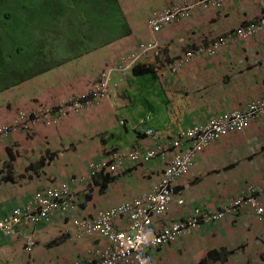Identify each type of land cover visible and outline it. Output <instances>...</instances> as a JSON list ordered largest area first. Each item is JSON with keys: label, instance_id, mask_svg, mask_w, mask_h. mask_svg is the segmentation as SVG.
<instances>
[{"label": "crops", "instance_id": "obj_1", "mask_svg": "<svg viewBox=\"0 0 264 264\" xmlns=\"http://www.w3.org/2000/svg\"><path fill=\"white\" fill-rule=\"evenodd\" d=\"M175 1L116 0L117 11L102 12L106 18L101 24L78 33L80 38L86 35L80 45L88 48L72 56L75 66L70 75L55 73L61 68L46 69L0 88V124L18 109L40 103L51 106L84 90L104 65L134 52L139 42L149 39L146 18ZM263 19L264 0H231L195 8L156 34L157 55L146 53L140 61L149 65V72L125 78L112 72L108 97L97 106L57 125L38 124L31 133L15 132L1 139L0 217L22 205L33 191L62 181L69 183L76 200L64 214L52 212L46 222L19 227L17 236L0 235V264H67L74 260L93 264L106 242L97 234L78 235L72 220L92 218L97 209L149 190L162 166L161 156H155L146 163L129 162L116 174L80 181L87 174L88 162L111 148L157 149V142L165 145V133L264 97ZM250 25L256 27L252 34L236 35L238 28ZM218 39L224 42L212 54H194L197 49L211 48ZM79 42H73V47ZM94 51H99L97 61L86 64ZM186 51L193 55L177 62ZM119 119L125 125L118 124ZM145 127H151L155 136L141 133ZM163 155H169V148ZM263 180L264 115L198 152L188 171L175 179L167 211L153 217L152 223L159 228L169 220L184 218L195 206L215 208L239 195L245 186ZM255 198L264 208V194ZM125 225L124 219L113 223L117 229ZM26 238L33 241L29 248H25ZM151 256L153 264H264V225L251 208L242 206L235 214L200 224L152 250Z\"/></svg>", "mask_w": 264, "mask_h": 264}, {"label": "built area", "instance_id": "obj_2", "mask_svg": "<svg viewBox=\"0 0 264 264\" xmlns=\"http://www.w3.org/2000/svg\"><path fill=\"white\" fill-rule=\"evenodd\" d=\"M226 1L231 0H177L168 6L153 11L146 19V26L150 34L149 39L139 44L138 51L127 57V63L121 64L119 70H125L135 58L147 52L156 53L158 47L156 34L168 23L188 17L195 8L216 7ZM261 23L264 24V19ZM255 28L253 25L238 28L236 35L246 37L252 34ZM223 42L224 40L218 39L211 45V48L206 51L197 49L194 54L201 51L212 54L213 49ZM192 55L191 51H187L178 58L177 62L186 61ZM122 61L124 62V58ZM100 77L99 81L93 84V89L99 95L104 96L108 77L104 72L100 74ZM87 103L88 101L84 104ZM81 107L80 102L67 98L63 103L57 105L54 113L44 107L30 111H18L10 122L0 125V139L14 131L25 133L39 121L45 124H53L59 118L70 114L71 111H77ZM262 115H264V97L250 100L240 109L224 111L212 116L203 126H194L181 132L180 135L192 137L191 143L196 149H199L215 137L241 131L252 120ZM147 132L150 133V130ZM174 143L177 144L176 141ZM153 153L154 149L150 148L142 158L146 160ZM123 154H127L130 160H134L138 157L139 152L131 150ZM123 154H117L116 158L120 160ZM172 159V163L165 170L164 177L158 184L153 185L149 193L122 202L114 208L98 211L91 221L76 222V224L83 226L86 231H96L106 238L109 247L102 257V264H151L150 256L147 253L149 248L173 241L178 236L199 227L200 224L220 221L227 214H234L243 205L251 207L257 219L264 224V210L255 198L264 194V181H262L256 186H247L245 191H242L240 195L231 199L227 204L219 205L213 209L195 206L184 218L169 220L165 225L155 229L151 224L150 215L161 214L167 209L173 191V175L185 172L189 164L186 153L174 154ZM102 166H105L104 160L90 162L88 176L93 175ZM110 168L113 167L110 166ZM84 179L85 176L79 177L80 181H84ZM73 201V193L70 192L69 183L66 181H62L42 193L35 192L27 203L0 218V233L14 234L16 226L35 224L41 220L47 221L53 211L63 213ZM180 202L181 200H178V203ZM122 215L127 217V227L125 230H113L111 223ZM26 244L29 247L32 242L27 240Z\"/></svg>", "mask_w": 264, "mask_h": 264}, {"label": "clouds", "instance_id": "obj_3", "mask_svg": "<svg viewBox=\"0 0 264 264\" xmlns=\"http://www.w3.org/2000/svg\"><path fill=\"white\" fill-rule=\"evenodd\" d=\"M101 1V5H102V7H103V10H102V12H110V9L106 6V2H104V3H102V1L103 0H100ZM105 1V0H104ZM168 6V5H167ZM160 9V8H159ZM101 12V13H102ZM150 16V15H149ZM148 16V17H149ZM147 17V18H148ZM146 18V19H147ZM89 23V21H88V19H87V21H86V24H87V27H88V24ZM92 24V23H91ZM145 24H146V20H145ZM169 24V23H168ZM99 25V24H98ZM98 25H96V26H98ZM69 27L70 26H63V27H59V28H56V29H53V30H50L49 32H48V34H46V37L44 38V39H42V36L40 35V33H38L39 34V37L41 36V38H40V40H42V44H41V48L40 49H43V47L45 46V45H47L48 44V41L51 39V38H53V37H60V43H64V41L62 40V37H64L68 32H69ZM43 31V30H42ZM44 31H46V30H44ZM79 32H75L74 34H75V36H77V34H78ZM74 36V35H73ZM67 43H69V44H73V41L71 40V39H67ZM140 43H144V41H141V42H139L137 45H136V49H134V52H137L138 51V48H139V44ZM64 46V45H63ZM71 46V45H70ZM69 47V46H68ZM157 52L156 53H154V52H150V53H152V54H154V55H157V53H158V51H159V48L157 47V50H156ZM134 52H132V53H128V54H126V53H124V54H121V55H119L118 57H117V59H116V61L115 62H113V63H107L106 65H104V67L103 68H101V69H99L98 70V72H97V74H96V76H95V78L92 80V81H90L89 83H88V85L86 86V88L84 89V90H82V91H80V92H76V93H72V94H70V95H68L63 101H61V102H57L56 104H53V105H45V104H38V105H36V106H30V107H27V108H22V109H18L17 111H16V113H15V115L18 113V111H21V110H23V111H30V110H34V109H36V108H38V107H44V108H47L48 110H50V112H52V113H54V111H55V108L57 107V105H59V104H61V103H63L67 98H71V99H74V100H76V101H78V102H80L81 104H82V107L79 109V110H77V111H71V113L70 114H68V115H66V116H64V117H61V118H59L58 120H57V122H55V123H53V124H45V123H43V122H41V121H39L38 123H36L34 126H36V125H38V124H42V125H45V126H50V125H57V124H59V122H61L63 119H65V118H67V117H70V116H72V115H74V116H76L78 113H80V112H82L83 110H85V109H90V108H92V107H95V106H97L98 104H100L103 100H105V98H107L108 97V93L110 92L109 91V89H110V76H111V73L112 72H116L118 75H119V77L120 78H125V77H127L129 74L131 75V72H130V70H131V68H132V66L133 65H135L136 63H140V61L141 60H144V59H141L144 55H141V56H139V57H137V58H135L130 64H129V66L125 69V70H119L120 69V66H121V64H123L124 65V63H127V61H126V59H127V57H130V55H132ZM187 52V51H186ZM147 53H149V52H147ZM185 53V52H184ZM183 53V54H184ZM182 54V55H183ZM181 55V56H182ZM180 56V57H181ZM179 57V58H180ZM122 58H124V62L122 61ZM190 58V57H189ZM130 59V58H129ZM187 61V60H186ZM184 62V61H183ZM182 63V62H181ZM37 69H43V70H46V69H48L47 68V66H41V67H38ZM102 72H104V73H106L107 74V77H108V79H107V82H106V92L104 93V96H101V95H99V93L97 92V91H95L94 89H93V84L94 83H96V82H98L99 81V79L101 78L100 77V74L102 73ZM34 75V74H33ZM131 76H133V75H131ZM26 77H28V76H26ZM26 77H24V78H26ZM21 78H23V77H21ZM20 79V78H19ZM19 79H17V80H19ZM17 80H15V81H17ZM115 85H114V87L117 85V83H114ZM86 101H88V103L85 105L84 103L86 102ZM233 110V109H232ZM229 111V110H228ZM224 112V111H223ZM219 113H221V112H219ZM219 113H217V114H215V115H218ZM15 115L9 120V121H7V122H10L14 117H15ZM215 115H212V116H215ZM212 116H210V117H212ZM210 117H208L207 119H205L204 121H202V122H198V123H194V124H191V125H188V126H185V127H183V128H179V129H176V131L175 132H173V133H170V134H168V133H165L164 134V137L166 138L165 140H164V142H165V145L162 143V142H157L156 143V146H157V149H155V148H152V149H154V153H153V155H151V156H149L146 160H144L143 158H142V156L147 152V150H145V151H143V152H140V150H139V148L138 147H134V146H129V147H127L126 149H123V150H121V149H115V148H111V149H107V150H105V151H103L104 152V156H103V152H102V156L99 158V159H97V160H92V161H89L88 162V166H89V163L90 162H97V161H99V160H104L105 161V166H102L98 171H95L94 173H93V175H91V176H88V171H87V174L85 175V179L87 178V179H89V178H95V176L96 175H100V174H111V175H113V174H116L115 172L117 171V170H119L120 168H122L125 164H127V163H129V162H131V163H136V164H140V163H146V161H148L150 158H152V157H155V156H161V166H162V168H161V174H160V176L158 177V179L155 181V182H153L152 184H151V186H150V188H149V190H147V191H145V192H143V193H141V194H138V195H136V196H134V197H137V196H141V195H143V194H147V193H149L150 191H151V189H152V187H153V185H155V184H158L160 181H161V179L164 177V173H165V170H166V168H168V166L172 163V161H173V159H172V157H173V155L174 154H180V153H186L187 154V156H188V161H189V164H188V167H187V169H186V171L185 172H187L188 171V169L191 167V163H192V161H193V159H194V157H195V155L198 153V152H200L204 147H206L209 143H211L212 141H214V140H216V139H218V138H220V137H222V136H225V135H228V134H230V133H227V134H224V135H220V136H218V137H215V138H213V139H211V140H209L207 143H206V145L205 146H202V147H200L199 149H196V147L191 143V140H193V138L192 137H185V136H181L180 135V133L181 132H183V131H185V130H187V129H189V128H192V127H194V126H203V124H205L206 123V121L210 118ZM7 122H5V123H7ZM5 123H1L0 125H2V124H5ZM118 124H120V125H125L124 124V120L123 119H119L118 120ZM142 126H143V124H141ZM34 126L33 127H31L29 130H27V132H25V133H28V132H32L33 131V128H34ZM245 128V127H244ZM147 130H150V133H148L147 132ZM15 132H17V131H14V132H11L9 135H11L12 133H15ZM18 132H20V131H18ZM240 132V131H239ZM21 134H25L24 132H20ZM141 133H143L145 136H148V137H153V136H155V132L153 131V129L151 128V127H145V128H143V130L141 131ZM234 133V132H233ZM160 134H162V133H160ZM8 136V135H7ZM7 136H5V137H3V138H1V139H4V138H6ZM0 139V140H1ZM177 142V144H175L174 142ZM167 148H169V155L167 156V157H165L163 154L165 153V151L167 150ZM150 149V148H149ZM131 150H137V152H139V155H138V157L137 158H135L134 160H130L129 159V157L127 156V154H123V153H126V152H129V151H131ZM117 154H123L122 155V158L120 159V160H118L117 158H116V155ZM87 166V167H88ZM110 166H112L113 168H110ZM185 172H183V173H185ZM183 173H180V174H178V175H173V189H174V186H175V179L178 177V176H180L181 174H183ZM84 179V180H85ZM264 181V180H263ZM67 182V181H66ZM262 182V181H261ZM260 184V183H259ZM258 185V184H257ZM248 186V185H247ZM247 186H245L244 187V189L242 190V191H245L246 190V187ZM253 186H256V185H253ZM69 187H70V185H69ZM47 189H49V188H47ZM47 189H45V190H47ZM45 190H43V189H38V190H35V191H33L32 192V194H31V196L35 193V192H43V191H45ZM241 191V192H242ZM70 192H72L73 193V196H74V201L71 203V205L68 207V209L69 208H71L72 206H73V203L75 202V200H76V197H75V193L71 190V188H70ZM241 194V193H240ZM239 194V195H240ZM31 196L22 204V205H24L25 203H27V201L31 198ZM236 196H238V195H236ZM236 196H234L233 198H235ZM252 196H253V194H252ZM134 197H132V198H130V199H128V200H125V201H129V200H132ZM233 198H231V199H233ZM230 199V200H231ZM229 200V201H230ZM125 201H122V202H125ZM228 201V202H229ZM122 202H120V203H118L117 205H115V206H110V207H106V208H101V209H97L96 211H95V213L93 214V216H92V218H82V217H78V218H75V219H73L72 220V225L74 226V228H76V230H77V234L78 235H84V236H87V235H90V234H97L98 236H100L102 239H104L105 240V242H106V246L104 247V249L98 254V256H97V260L93 263V264H102V262H101V260H102V257H103V255L105 254V251L107 250V248L109 247V243L107 242V240H106V238L105 237H103L102 235H100L99 233H97L96 231H86L85 230V228L83 227V226H80L79 224H76V222H81V221H86V222H88V221H91V220H93L94 219V217H95V215H96V213L98 212V211H101V210H107V209H109V208H114V207H116V206H118L119 204H121ZM170 202H171V199H170ZM170 202L168 203V206H169V204H170ZM227 202V203H228ZM227 203H225V204H227ZM22 205H20V206H16V207H14L13 209H15V208H18V207H21ZM222 205V204H221ZM260 205V204H259ZM168 206H167V209H168ZM243 206H248V205H243ZM261 206V205H260ZM242 207V206H241ZM240 207V208H241ZM249 207V206H248ZM262 207V206H261ZM216 208V207H215ZM240 208H238L237 209V211L240 209ZM249 208H251V207H249ZM263 208V207H262ZM12 209V210H13ZM67 209V210H68ZM167 209L163 212V213H161V214H151L150 215V219H151V224H152V226L154 227V225H153V223H152V218L153 217H155V216H158V215H162V214H164L166 211H167ZM205 209H208V208H205ZM213 209V208H212ZM252 209V208H251ZM12 210L9 212V213H11L12 212ZM66 210V211H67ZM253 210V209H252ZM263 210H264V208H263ZM65 211V212H66ZM191 211V210H190ZM236 211V212H237ZM53 212H58V211H53ZM65 212H61V214H64ZM235 212V213H236ZM253 212H254V210H253ZM9 213H7V214H5V215H3L2 217H0V218H3V217H5L6 215H8ZM234 213V214H235ZM52 214V213H51ZM50 214V215H51ZM189 214V213H188ZM227 215H229V214H227ZM254 215H255V213H254ZM256 216V215H255ZM225 217V216H224ZM257 218V217H256ZM49 219H50V216H49ZM48 219V220H49ZM121 219H124L125 221H126V225H125V227L124 228H120V229H117V228H114L113 227V223L115 222V221H119V220H121ZM182 219V218H181ZM47 220V221H48ZM176 220V219H175ZM258 220V219H257ZM259 221V220H258ZM40 222H46L45 220H41V221H39V222H37V223H40ZM260 222V221H259ZM167 223V222H166ZM165 223V224H166ZM260 223H262V222H260ZM263 224V223H262ZM23 225V224H22ZM22 225H20V226H16L15 227V233L14 234H3V233H0V235L2 236V235H5V236H17V231H18V228L19 227H22L23 228V226ZM264 225V224H263ZM111 227H112V229L113 230H115V231H118V230H125V228L127 227V217L125 216V215H122V216H120V218L119 219H116V220H114L112 223H111ZM155 229H158V228H156V227H154ZM72 234H73V232H72ZM181 236V235H180ZM180 236H178V237H180ZM177 237V238H178ZM176 238V239H177ZM176 239H174L173 241H175ZM27 240H30L29 238H26L25 239V241H24V243H25V248H29V247H31V245L33 244V241L32 240H30L31 242H32V244L29 246V247H27V244H26V241ZM173 241H170V242H173ZM170 242H167V243H170ZM167 243H165V244H167ZM165 244H159L158 246H156V247H153V248H149L148 250H147V253L149 254V256H150V259H151V264H153V262H152V256H151V251L152 250H154V249H156V248H158V247H160V246H162V245H165ZM67 264H80L77 260H74V261H70L69 263H67Z\"/></svg>", "mask_w": 264, "mask_h": 264}, {"label": "trees", "instance_id": "obj_4", "mask_svg": "<svg viewBox=\"0 0 264 264\" xmlns=\"http://www.w3.org/2000/svg\"><path fill=\"white\" fill-rule=\"evenodd\" d=\"M79 1L0 0V68L4 70L2 66L9 65L8 56L11 50L13 53L18 52L21 54L23 59H25L26 54L29 52L31 58H28L26 62L29 61L31 64L25 63V65L33 69L31 74H37L43 70L35 69L34 67L38 57L33 56V53L38 52L42 44L38 33L42 32V30L50 31L59 27L73 25L76 28V32L84 34L83 30L87 27L86 21L88 18H92V21L96 24H101V21L106 18L101 13L103 7L100 4V0H83L86 2L85 5L82 3V0L81 2ZM105 2L106 6L111 9V13L118 10L116 0H105ZM72 3H76L74 12H83L82 16L76 17L74 24L71 23L70 18H62V10L65 8L70 10ZM79 6L82 7V10L79 9ZM78 36L80 39L79 46L86 35L81 38L80 35ZM78 36L74 34V36H71V40L76 43L79 40L77 39ZM72 46L74 45L72 44ZM149 71V65L142 63H136L130 70L133 76L144 75Z\"/></svg>", "mask_w": 264, "mask_h": 264}, {"label": "rangeland", "instance_id": "obj_5", "mask_svg": "<svg viewBox=\"0 0 264 264\" xmlns=\"http://www.w3.org/2000/svg\"><path fill=\"white\" fill-rule=\"evenodd\" d=\"M79 2H81V0ZM82 3L84 5L86 4V2H84L83 0ZM75 8H76V3L75 4L72 3L70 10H68V8L63 9L62 18L65 19L70 18L71 23L74 24L76 17L77 16L80 17L83 15V12L81 11L74 12ZM79 9L82 10V7L79 6ZM88 21H89L88 23L89 27L92 25H98L92 21V18H88ZM48 32L43 30L40 33L42 39L46 37V34H48ZM75 32H76V28L73 25H71L69 27V32L64 37H62L64 43H60V37H53L48 41V44L45 45L43 49H40L38 52L33 53L34 54L33 56L38 57L36 63L34 64L35 69L41 66L44 67L47 66L48 70L54 68H61V69H55V73L65 72L66 75H70L69 73L72 72L75 66V60L72 59L73 58L72 56L76 55L79 51L88 48L85 45H82L80 47L79 46L73 47L72 44L67 43V39H71V36H73ZM61 44H63L64 46H60ZM98 52L99 51L92 52L87 57L85 63L86 64L95 63L97 61ZM28 58H31V54L29 52L26 54L25 59H23L21 54H19L18 52L13 53L11 50L8 56L9 65L2 66L4 70L0 68V88L3 85H5L7 82L15 81L21 77H26L29 74H31L33 69L25 65V63L31 64L29 61L26 62Z\"/></svg>", "mask_w": 264, "mask_h": 264}]
</instances>
